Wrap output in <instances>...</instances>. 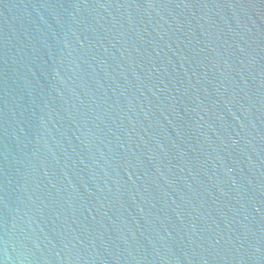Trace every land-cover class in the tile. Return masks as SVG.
Here are the masks:
<instances>
[{
    "label": "water",
    "instance_id": "1",
    "mask_svg": "<svg viewBox=\"0 0 264 264\" xmlns=\"http://www.w3.org/2000/svg\"><path fill=\"white\" fill-rule=\"evenodd\" d=\"M0 264H264V0H0Z\"/></svg>",
    "mask_w": 264,
    "mask_h": 264
}]
</instances>
